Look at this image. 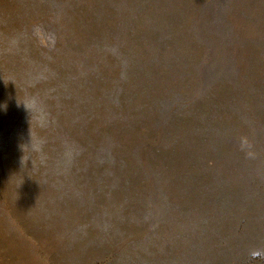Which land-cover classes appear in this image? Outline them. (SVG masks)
Wrapping results in <instances>:
<instances>
[{
    "label": "rangeland",
    "instance_id": "obj_1",
    "mask_svg": "<svg viewBox=\"0 0 264 264\" xmlns=\"http://www.w3.org/2000/svg\"><path fill=\"white\" fill-rule=\"evenodd\" d=\"M0 264H264V0H0Z\"/></svg>",
    "mask_w": 264,
    "mask_h": 264
}]
</instances>
